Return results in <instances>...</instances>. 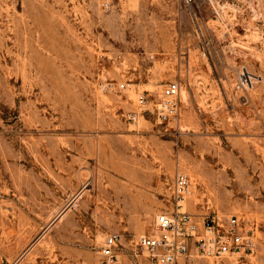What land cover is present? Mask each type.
<instances>
[{"label": "rangeland", "instance_id": "374dc122", "mask_svg": "<svg viewBox=\"0 0 264 264\" xmlns=\"http://www.w3.org/2000/svg\"><path fill=\"white\" fill-rule=\"evenodd\" d=\"M174 79L181 115L160 123ZM177 169L190 211L258 235L179 264H264V0H0V264H97L107 233L154 231Z\"/></svg>", "mask_w": 264, "mask_h": 264}, {"label": "built area", "instance_id": "2783aa9c", "mask_svg": "<svg viewBox=\"0 0 264 264\" xmlns=\"http://www.w3.org/2000/svg\"><path fill=\"white\" fill-rule=\"evenodd\" d=\"M193 16L201 5L212 6L217 14L223 13L235 0H180ZM254 10L255 2L252 1ZM182 85L179 80L167 82L160 98L154 103L157 121L177 123L182 111ZM148 98L138 94V103L145 105ZM134 118V117H133ZM191 177L177 169L172 185V208L155 217L154 231L142 233L136 240L125 243L122 233L112 231L105 235L97 264H179L192 256L221 260L230 256L252 255L258 245L257 225H245L237 214L216 210L196 214L186 205Z\"/></svg>", "mask_w": 264, "mask_h": 264}, {"label": "crops", "instance_id": "0c3cea01", "mask_svg": "<svg viewBox=\"0 0 264 264\" xmlns=\"http://www.w3.org/2000/svg\"><path fill=\"white\" fill-rule=\"evenodd\" d=\"M186 204H187V196H186ZM187 207L189 208V204H187ZM190 210V209H189ZM104 239V238H103ZM101 247V246H100ZM127 263V261H126Z\"/></svg>", "mask_w": 264, "mask_h": 264}, {"label": "bare ground", "instance_id": "6f19581e", "mask_svg": "<svg viewBox=\"0 0 264 264\" xmlns=\"http://www.w3.org/2000/svg\"><path fill=\"white\" fill-rule=\"evenodd\" d=\"M244 73H249L248 71H245ZM249 76V75H248ZM252 78L251 76L248 77V79ZM187 196V195H186ZM187 205V204H186Z\"/></svg>", "mask_w": 264, "mask_h": 264}]
</instances>
